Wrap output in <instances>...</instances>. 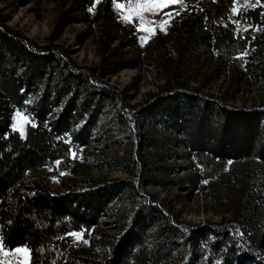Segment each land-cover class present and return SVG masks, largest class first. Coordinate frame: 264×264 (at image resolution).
I'll use <instances>...</instances> for the list:
<instances>
[{"label": "trees", "instance_id": "trees-1", "mask_svg": "<svg viewBox=\"0 0 264 264\" xmlns=\"http://www.w3.org/2000/svg\"><path fill=\"white\" fill-rule=\"evenodd\" d=\"M110 7L109 2L100 13L104 23L113 19ZM195 7L190 26L207 39L199 37L200 45L230 57L245 28L264 22L259 5L234 12V0H198ZM101 77L57 45L39 44L9 27L0 13L3 248L25 247L29 264H264L244 219L250 183L226 221L185 222L145 192L148 185L160 184V167L146 157L150 148L172 146L169 158L181 163L171 172L181 174L177 182L191 189L219 176L230 159L264 162V107H233L183 86L127 105ZM15 107L30 116L24 136L12 127ZM128 140L132 151L122 163L96 157L97 167L120 168L127 177L62 192L29 177L56 162L67 168L74 146L86 149L101 142L100 149L114 148ZM263 181L264 169L251 184L256 190ZM111 224L119 233L102 245L97 229Z\"/></svg>", "mask_w": 264, "mask_h": 264}, {"label": "rangeland", "instance_id": "rangeland-1", "mask_svg": "<svg viewBox=\"0 0 264 264\" xmlns=\"http://www.w3.org/2000/svg\"><path fill=\"white\" fill-rule=\"evenodd\" d=\"M197 1L181 0L165 6L154 0H2L0 13L9 27L39 44L57 45L78 66L97 69L127 105L166 88L183 86L221 98L233 107H264V22L245 28V36L231 57L220 54L200 45L199 37L205 41L206 35L194 33L196 26H190L196 20ZM109 2L113 19L104 23L100 13ZM254 5H259L264 15V2L259 0H234L232 9L236 12ZM11 120L12 127L24 136L29 114L15 107ZM148 130L160 134L158 128ZM100 146L101 142L86 149L74 146L67 168H63L65 163L56 162L31 171L29 177L41 178L52 192L127 177L120 168L97 167L100 162L96 157H105L110 164L122 163L132 151L131 142L114 148ZM173 149H147L146 157L160 167L156 176L160 184L145 187L146 194L185 222L226 221L239 206L240 192L250 183L244 219L264 257V181L256 190L251 184L256 172L264 169L262 159H230L219 176L191 189L177 182L181 174L171 172L181 163L169 158ZM85 156L91 162L87 163ZM118 216L124 220V214ZM97 232L99 243L108 245L119 229L111 224ZM0 264H29V252L25 247L3 248L0 242Z\"/></svg>", "mask_w": 264, "mask_h": 264}, {"label": "snow or ice", "instance_id": "snow-or-ice-1", "mask_svg": "<svg viewBox=\"0 0 264 264\" xmlns=\"http://www.w3.org/2000/svg\"><path fill=\"white\" fill-rule=\"evenodd\" d=\"M154 2H159V3H162V4H164L166 6L168 4H174V3H177V2H181V0H154ZM168 15H170V14H168ZM16 251L19 252L21 250L17 249Z\"/></svg>", "mask_w": 264, "mask_h": 264}]
</instances>
